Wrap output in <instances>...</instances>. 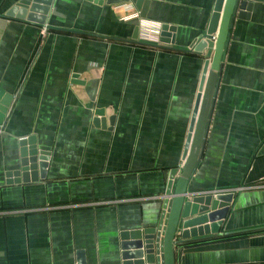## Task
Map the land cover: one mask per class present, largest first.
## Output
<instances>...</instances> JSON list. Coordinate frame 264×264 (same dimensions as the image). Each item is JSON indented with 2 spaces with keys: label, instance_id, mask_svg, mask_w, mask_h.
I'll return each instance as SVG.
<instances>
[{
  "label": "crops",
  "instance_id": "crops-1",
  "mask_svg": "<svg viewBox=\"0 0 264 264\" xmlns=\"http://www.w3.org/2000/svg\"><path fill=\"white\" fill-rule=\"evenodd\" d=\"M20 1L0 0V264H123L121 235L157 228L173 194L216 0H148L146 19L174 29L160 48L114 6L52 0L39 26L6 16ZM40 153L44 178L22 173ZM186 193L232 200L219 233L176 245L174 264H264V1L232 21Z\"/></svg>",
  "mask_w": 264,
  "mask_h": 264
},
{
  "label": "water",
  "instance_id": "water-1",
  "mask_svg": "<svg viewBox=\"0 0 264 264\" xmlns=\"http://www.w3.org/2000/svg\"><path fill=\"white\" fill-rule=\"evenodd\" d=\"M97 5L116 6L131 3L139 11L141 18H146L148 0H88ZM264 0H216L206 38L193 49L202 53L205 49L212 50L209 60L205 61L199 86L195 110L191 120L189 134L182 156V167L178 174L173 194L163 202V212L157 228L133 231L121 235V260L123 264H174V247L188 241H196L219 233L222 222L229 212L231 195H217L214 198H195L186 193L187 183L195 171L201 157L209 116L214 102L221 64L228 44L232 21L237 18L244 20L255 2ZM52 0H22L7 13V17L35 23L42 26L49 12ZM173 28L162 26L160 41L168 43L169 32ZM214 35V40L213 39ZM137 36L135 30L134 39ZM12 97L0 91V126L9 110ZM97 115H100L97 114ZM112 122V119L110 120ZM47 154L21 161V172L39 168L40 178H44ZM37 160L39 163L37 165ZM29 162L31 164H29ZM173 177L167 184L166 194L169 195ZM76 264H85L81 253L77 255Z\"/></svg>",
  "mask_w": 264,
  "mask_h": 264
},
{
  "label": "built area",
  "instance_id": "built-area-1",
  "mask_svg": "<svg viewBox=\"0 0 264 264\" xmlns=\"http://www.w3.org/2000/svg\"><path fill=\"white\" fill-rule=\"evenodd\" d=\"M114 10L121 11V21L135 20L138 22L136 43L159 48L165 45V43L160 41L162 27L146 18H141L139 11H137L133 4L124 3L116 5L114 6ZM212 40H214V36Z\"/></svg>",
  "mask_w": 264,
  "mask_h": 264
}]
</instances>
